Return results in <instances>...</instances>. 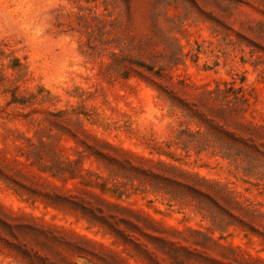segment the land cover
I'll return each instance as SVG.
<instances>
[{"label": "rangeland", "instance_id": "1", "mask_svg": "<svg viewBox=\"0 0 264 264\" xmlns=\"http://www.w3.org/2000/svg\"><path fill=\"white\" fill-rule=\"evenodd\" d=\"M218 86L249 162L179 138ZM0 264H264V0H0Z\"/></svg>", "mask_w": 264, "mask_h": 264}, {"label": "trees", "instance_id": "2", "mask_svg": "<svg viewBox=\"0 0 264 264\" xmlns=\"http://www.w3.org/2000/svg\"><path fill=\"white\" fill-rule=\"evenodd\" d=\"M13 66L18 67L20 63L18 62ZM165 93L168 94L170 99L173 98L171 99L172 104L180 108L184 117L197 126V129L188 127L179 131V138L182 143H192L203 148L213 147L223 155L236 160H247L249 162L251 159L256 158L246 149L248 145V142L245 141L246 134L255 131L256 128L246 122L243 114L245 111L244 98L240 96L231 98L229 89H223L219 86L204 88L191 100L178 99L173 97L174 95L170 97L171 93L168 91H165ZM13 98L14 101L19 100L16 95ZM218 101L219 103H217ZM157 176L154 177L157 178ZM192 180L193 184L191 185L187 181L184 183L179 179H173L169 181L170 184L167 186L156 182L152 183V186L155 190H163L164 194L171 199L182 200L189 196L192 201L197 202V208L202 213L210 216L215 221H221L220 211L217 209L220 205L216 203L212 196L216 194L224 200L232 201L230 192L218 184L208 183L198 178ZM196 184L208 185L213 194L201 190ZM233 201L237 203L240 209L247 211V208L236 199H233Z\"/></svg>", "mask_w": 264, "mask_h": 264}]
</instances>
